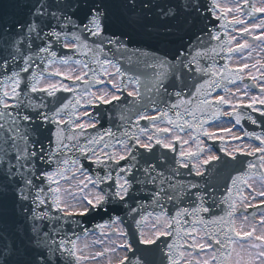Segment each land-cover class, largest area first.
Returning <instances> with one entry per match:
<instances>
[{
	"label": "snow or ice",
	"instance_id": "obj_1",
	"mask_svg": "<svg viewBox=\"0 0 264 264\" xmlns=\"http://www.w3.org/2000/svg\"><path fill=\"white\" fill-rule=\"evenodd\" d=\"M253 113L264 0H0V264H264Z\"/></svg>",
	"mask_w": 264,
	"mask_h": 264
},
{
	"label": "water",
	"instance_id": "obj_2",
	"mask_svg": "<svg viewBox=\"0 0 264 264\" xmlns=\"http://www.w3.org/2000/svg\"><path fill=\"white\" fill-rule=\"evenodd\" d=\"M102 111H104V109H102ZM255 127H256V129H257V126H255ZM216 147L218 148V144L216 145ZM221 155H222V154H221ZM225 159H228V158L225 157ZM221 183H222V181H221ZM106 218H108V217L105 216L104 219H106ZM96 219H99V217H97Z\"/></svg>",
	"mask_w": 264,
	"mask_h": 264
}]
</instances>
